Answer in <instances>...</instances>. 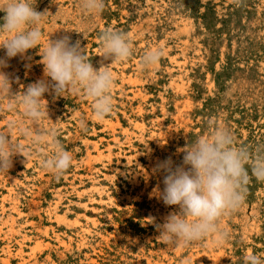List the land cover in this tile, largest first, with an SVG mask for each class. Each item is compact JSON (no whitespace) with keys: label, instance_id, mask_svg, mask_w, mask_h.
<instances>
[{"label":"rangeland","instance_id":"1","mask_svg":"<svg viewBox=\"0 0 264 264\" xmlns=\"http://www.w3.org/2000/svg\"><path fill=\"white\" fill-rule=\"evenodd\" d=\"M32 2L47 11L42 40L0 69L16 93L0 95V130L20 152L0 172V264L7 255L6 264H244L252 254L264 259V182L250 168L243 206L219 221L227 233L222 242L213 234L198 244H166L157 228L180 211L161 199L165 173L157 164L171 158L174 167L181 165V149L207 135L210 121L226 127L252 159L264 154V0H105L99 14L83 9L81 0ZM108 28L132 42V55L108 66L113 112L97 120L92 101L69 87L62 96L50 89L41 120L27 119L17 100L28 85L50 82L40 63L50 40L66 35L80 41L98 69L110 63L100 56L99 39ZM154 49L162 56L146 68L142 58ZM5 56L0 48V59ZM11 121L16 126L9 129ZM38 129L47 136L44 143L24 134L35 136ZM53 139L72 157L61 177L42 166L54 151Z\"/></svg>","mask_w":264,"mask_h":264},{"label":"clouds","instance_id":"2","mask_svg":"<svg viewBox=\"0 0 264 264\" xmlns=\"http://www.w3.org/2000/svg\"><path fill=\"white\" fill-rule=\"evenodd\" d=\"M32 0H0V35L4 36L0 48L6 56L0 59V69L7 66V60L23 57L30 49L37 48L43 36L41 23L47 11L36 10ZM83 9L91 14H99L105 8V0H81ZM102 56L109 64L94 68L80 41L71 42L69 36L50 40L40 63L44 66V76L50 78L37 81L23 89L18 97L23 115L37 123L44 116L45 93L50 89L62 96L69 87L82 90L92 101L95 118L104 120L113 112L114 77L109 70L113 62H123L132 55V42L126 33L105 29L100 34ZM162 56L158 49L150 50L142 58L144 67L157 64ZM13 81L0 71V95L12 91ZM9 104V108H13ZM16 126L9 122L8 128ZM211 129L207 135L199 136L195 142L181 149L184 153L181 165L173 166L171 158L157 164V170L165 173L164 189L160 194L167 206H178V213L170 214L163 224L157 225L159 238L166 244L188 245L215 234L217 242H222L227 233L219 228L220 219L239 210L246 198V185L251 176L264 182V154L254 159L247 149L237 147L232 133L224 126L209 122ZM24 131L23 129H21ZM34 143H44L47 136L36 131L25 132ZM53 153L45 158L42 166L56 177L63 176L71 167L72 157L58 141L53 139ZM9 133L0 130V172L12 167V157L20 154ZM246 165L248 167H246ZM244 264H264V259L255 254L248 255Z\"/></svg>","mask_w":264,"mask_h":264},{"label":"bare ground","instance_id":"3","mask_svg":"<svg viewBox=\"0 0 264 264\" xmlns=\"http://www.w3.org/2000/svg\"><path fill=\"white\" fill-rule=\"evenodd\" d=\"M260 22V21H259ZM99 54H100V52H99ZM188 96V95H187ZM136 97V96H135ZM188 99V98H187ZM190 99V98H189ZM43 102V101H42ZM163 112V111H162ZM143 124V123H142ZM30 126V125H29ZM34 126V125H33ZM136 126V125H135ZM144 126V125H143ZM21 127V126H20ZM140 128L142 129L143 127H142V125H140ZM140 131V130H139ZM115 139H116V137H115ZM116 140H118V139H116ZM111 150V149H110ZM26 156V155H25ZM19 157V156H18ZM28 157V156H27ZM31 158V157H30ZM28 159V158H27ZM15 160H17V159H15ZM21 161V160H20ZM6 173V172H5ZM40 173V172H39ZM9 175V174H8ZM40 177V176H39ZM136 179V178H135ZM137 180V179H136ZM8 194V193H7ZM13 194V193H12ZM11 195V194H10ZM7 196V195H6ZM5 198V197H4ZM7 198V197H6ZM15 198V197H14ZM13 199V198H12ZM3 200H5V199H3ZM16 201V200H15ZM163 201V200H162ZM58 204V203H57ZM12 205V204H11ZM87 207V206H86ZM93 209V208H92ZM13 210V209H12ZM19 210V209H18ZM178 210V209H177ZM16 212H20V211H16ZM178 212V211H177ZM19 215H20V213H18ZM165 214V213H164ZM162 215V214H161ZM91 222L94 224L95 223V220L94 219H91ZM89 230V229H88ZM23 240V239H22ZM60 240V239H59ZM60 242H61V240H60ZM82 243V242H81ZM80 243V244H81ZM83 243H85V242H83ZM196 243V242H195ZM20 244H22V243H20ZM62 244H63V242H62ZM86 244V243H85ZM197 244H198V242H197ZM64 245H65V243H64ZM82 245V244H81ZM178 245V244H177ZM174 246V245H173ZM189 247V246H188ZM5 249V248H4ZM7 249V248H6ZM179 249V248H178ZM189 249V248H188ZM19 250H20V248H19ZM18 250V251H19ZM184 250V249H183ZM174 251V250H173ZM192 251V250H191ZM195 251V250H194ZM175 252V251H174ZM8 253H9V251H8ZM178 253V252H177ZM197 254V253H196ZM212 254H214V253H212ZM217 254V253H216ZM219 254V253H218ZM3 255V254H2ZM13 255V254H12ZM8 256V255H7ZM7 256H6V258H4V256H3V259H2V261H3V263L4 264H6V263H8V259H7ZM165 256V255H164ZM207 256V255H206ZM148 257V256H147ZM179 257V256H178ZM185 257V256H184ZM189 258V257H188ZM196 258H198V257H196ZM217 259H218V256L216 257ZM10 259V258H9ZM165 259V258H164ZM185 259V258H184ZM216 259V260H217ZM189 260V259H188ZM215 260V261H216ZM146 261H149L148 259L146 260ZM187 261V260H186ZM139 262V261H138ZM159 262V261H158ZM185 262V261H184ZM149 263V262H148ZM147 263V264H148ZM171 264V263H170ZM188 264V263H187Z\"/></svg>","mask_w":264,"mask_h":264}]
</instances>
